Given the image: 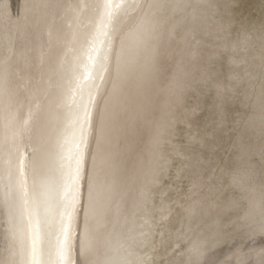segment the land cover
I'll use <instances>...</instances> for the list:
<instances>
[{
  "label": "bare ground",
  "instance_id": "1",
  "mask_svg": "<svg viewBox=\"0 0 264 264\" xmlns=\"http://www.w3.org/2000/svg\"><path fill=\"white\" fill-rule=\"evenodd\" d=\"M234 1L142 0L140 8L114 15L104 0H82L84 7L75 16L87 24L79 27L86 43L104 36V24L107 19L112 22V16L113 24L119 26L93 60L88 59L90 42L75 45L72 37L73 48L66 49L71 53L69 60L46 74L41 89L32 87L40 89L31 96L34 112L49 113L46 133H38L36 146L51 145L52 158L56 150L60 157L51 164L53 168L45 171L35 166L33 173L37 202L40 206L46 199L51 202L47 216L51 223L45 231L49 233L37 241V264H264V237L257 235L262 220L240 221L235 212L221 235L211 236L209 223L221 202L235 200L229 187L223 186L187 212L180 211L188 190L210 162L231 146L215 139L202 145L196 140L204 130L208 136L216 134L226 119L252 120L242 141L264 146V29L258 35L254 30L245 32ZM58 21L51 25L53 38L45 41L52 45L55 59L63 53L66 38L64 23ZM110 42L115 44V76H109L98 101L92 102L97 80L95 75L85 76L88 66L100 72ZM255 42L257 47L252 46ZM127 67L128 74L119 84L117 72H126ZM234 99L246 111L231 112ZM162 102H183L185 108L173 119L158 117ZM66 118L70 124L62 134ZM196 128L203 132L197 134ZM137 185H144L150 216L159 217L162 224L149 232L137 223L119 228L93 262L90 251L99 240L98 228L113 227ZM5 205L9 206L5 215L10 216L16 202H0V219ZM34 209L33 204L27 207L30 226ZM5 215L2 220L8 222ZM12 235L15 240L21 238ZM13 250L16 264H24L27 252L16 246Z\"/></svg>",
  "mask_w": 264,
  "mask_h": 264
},
{
  "label": "water",
  "instance_id": "2",
  "mask_svg": "<svg viewBox=\"0 0 264 264\" xmlns=\"http://www.w3.org/2000/svg\"><path fill=\"white\" fill-rule=\"evenodd\" d=\"M61 1L0 0V32H3L2 40L0 39V202H9V199L16 202V206L10 205L11 208L13 206L12 215L6 216L8 215L9 207L7 205L1 211L0 264H16L14 257L17 256V252L13 250V246L20 247L23 251L27 252L24 264H37V241L43 239L46 234L45 231L48 229L47 225L51 223L50 221L48 222L47 217L49 215L48 210L51 208L49 206L51 202L48 203L46 199V201L42 202V207L40 206V202H37L38 195L35 191L36 189L33 187V173L36 168L35 166L39 168L42 166L45 171L53 168L51 164L54 163L55 159L57 162V159L60 157H58L59 150H56L55 157L52 158L53 149L51 145L47 149H38L36 146L35 138L38 137V133L40 132L39 134L42 135L46 133V120L49 113L41 111L39 114H36L34 112L33 97L40 91L42 86L41 81L46 80V74L48 77L49 73H54L57 65L58 67L60 66L61 61L65 62L71 57V53L69 54V51H66V49L71 45L72 37L74 38L73 42L75 45L80 46L81 43H86L81 35L83 34V30L79 27L84 29V26L87 25L82 18L79 16L76 18L75 16L77 11L80 14L84 7L81 5L82 0H63V3ZM135 1L132 6L133 0H128V2L126 0L122 9L119 11L112 9L109 12L117 15L122 11L121 13L124 15L123 13L126 11L140 8L142 0ZM145 2V5H147V1ZM95 9L96 7H94ZM56 18L57 21L59 20L58 22L64 23V34L66 36L62 42L64 45L63 53H60L58 58L56 57L57 59L53 57L52 45L45 42L53 38L50 36L52 34L51 25L53 26L54 23L52 24V22H55ZM58 22H56V25H59ZM113 22L114 16H112V22L107 19L102 30V35L104 36L100 40L91 41L89 39L90 41L86 43L89 46L90 42L88 59L93 60V57L102 50L105 45L104 40L106 42L108 39L111 40V32L113 33L112 36H114V31L119 24H113ZM61 38L59 37V40ZM139 38L140 36L137 37L138 41ZM137 40L135 43L139 46ZM70 47L73 48L72 45ZM114 52L116 53L115 44L110 42V45L105 46L106 56L104 54L105 57H103L100 72L96 73L95 71L94 73L92 66H88L85 78L88 79L89 76L91 78V76L95 75L97 80L93 88L94 91L93 93L91 92L92 95L89 99L92 102L93 100L98 101L104 86L108 83L109 76L111 77V74L115 76L113 74V61L116 59ZM99 58L102 59L101 57ZM99 61L97 58V62L94 63L97 64ZM131 62V59L127 62L128 66ZM90 65H92L91 62ZM40 66H42V69ZM71 71L72 69L70 68L68 80L71 79ZM128 71L129 67H127L126 72L122 70L117 72L119 74L118 77L121 79L119 80L117 77V83L119 80V84L121 82L123 84L124 77H126ZM31 74L33 75L31 76ZM28 76H31V78ZM25 79L29 80V83H27V80L24 82ZM34 85L35 87L40 85V89H32ZM89 87L90 84L88 83L82 89L87 91ZM80 93L81 97L83 91H80ZM32 95L33 97H31ZM69 119L66 118L65 123H61L63 126V131L61 130L62 134L65 131L67 132L66 127L70 124ZM54 132L55 129L52 131L50 137H54ZM45 187L48 188L47 185ZM30 204L35 206L34 212H32V215L30 214L33 220L32 227L28 223L27 215V207ZM4 215L8 222L2 220ZM12 232L14 235L15 233L20 235L21 238L15 240Z\"/></svg>",
  "mask_w": 264,
  "mask_h": 264
},
{
  "label": "rangeland",
  "instance_id": "3",
  "mask_svg": "<svg viewBox=\"0 0 264 264\" xmlns=\"http://www.w3.org/2000/svg\"><path fill=\"white\" fill-rule=\"evenodd\" d=\"M234 3L235 14L243 30L245 32H253L254 30L253 33L258 35L264 29V0H235ZM258 45V42L252 44L254 47ZM236 101L234 99L231 102V112L246 111V107L244 110ZM164 102L161 103L162 108L158 117L173 119L178 111L185 108L183 102ZM251 121L236 118L226 119L219 124L221 129L216 134L209 133L208 136H205L206 132L204 130V133L203 129L196 128L195 130L198 132L197 134L203 132L196 140L202 145H208L212 139L222 140L224 144L231 145L224 149L216 161L210 162V165L204 170V174L200 176L196 184L194 183V187L188 190L187 201L183 203L180 210L183 213L187 212L219 192L223 186L229 187L235 193L233 196L235 200L230 201L227 198L221 202V207L209 223L211 236L221 235L226 222L235 212H239L240 221L253 219L254 222L260 220L264 222V146H260V143L258 144L253 140L246 143L242 141V138L248 134L253 125ZM195 132L191 135L195 136ZM167 133L168 130L163 134L166 135ZM219 160L220 162H218ZM143 186L137 185L132 198L123 203L122 211L113 227L100 225L98 228L99 240L90 251L93 262L98 261L99 256L104 252L105 242L112 240L119 228L129 223H137L149 232L156 230L162 224L163 220H159V217L150 216ZM239 193H244L245 198H239ZM142 209L144 216L141 215ZM257 235L264 237V225L257 232Z\"/></svg>",
  "mask_w": 264,
  "mask_h": 264
},
{
  "label": "snow or ice",
  "instance_id": "4",
  "mask_svg": "<svg viewBox=\"0 0 264 264\" xmlns=\"http://www.w3.org/2000/svg\"><path fill=\"white\" fill-rule=\"evenodd\" d=\"M106 6H110L112 9L119 11L126 3V0H104Z\"/></svg>",
  "mask_w": 264,
  "mask_h": 264
}]
</instances>
